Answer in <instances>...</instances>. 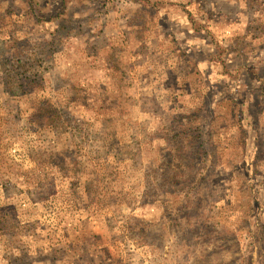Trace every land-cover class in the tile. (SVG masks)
Masks as SVG:
<instances>
[{
  "label": "rangeland",
  "instance_id": "1",
  "mask_svg": "<svg viewBox=\"0 0 264 264\" xmlns=\"http://www.w3.org/2000/svg\"><path fill=\"white\" fill-rule=\"evenodd\" d=\"M0 264H264V0H0Z\"/></svg>",
  "mask_w": 264,
  "mask_h": 264
}]
</instances>
